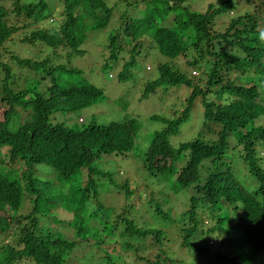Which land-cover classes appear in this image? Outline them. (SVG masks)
<instances>
[{"label": "trees", "instance_id": "trees-1", "mask_svg": "<svg viewBox=\"0 0 264 264\" xmlns=\"http://www.w3.org/2000/svg\"><path fill=\"white\" fill-rule=\"evenodd\" d=\"M187 1L0 0V238L9 236L0 239V264H74L73 252L82 245L81 264H97L91 254L98 264H205L198 254L210 250L198 244L201 236L219 245L214 264H264V0H195L206 1L201 10ZM109 26L105 47L122 42L130 59L118 72L120 81L141 49H156L167 61L143 96L169 85L190 90L184 107L154 133L142 164L157 176L155 158H168L161 175L169 190L176 196L191 189L181 215L168 195L151 192L146 205L115 209L94 202L90 212H80L99 189L117 186L96 159L129 155L139 130L135 118L82 128L66 120L103 94L60 57L85 54L90 36ZM8 41L22 43L26 55L8 51ZM197 102L202 130L172 145L170 136ZM238 163L255 182L253 190L236 179ZM71 180L81 185L72 202ZM120 187L130 198L128 181ZM56 210L70 213L69 220ZM41 217L74 230L44 229Z\"/></svg>", "mask_w": 264, "mask_h": 264}, {"label": "rangeland", "instance_id": "rangeland-1", "mask_svg": "<svg viewBox=\"0 0 264 264\" xmlns=\"http://www.w3.org/2000/svg\"><path fill=\"white\" fill-rule=\"evenodd\" d=\"M185 4L190 6L191 9L201 10L206 5V1H201L198 5L195 0H191L187 1ZM243 7H245V5H243ZM225 18L228 19L229 17L226 16ZM138 28V32L143 30V27ZM112 29L113 26H109L107 29L92 34L90 39L84 44L86 50L85 54L80 56L74 55L68 60L66 59L67 57H60L61 62H64L67 66L80 70L82 77L95 87L99 88L103 94V96H101V98H99L91 107L85 108L71 116H67L68 119L66 120L68 124L70 123L71 126L75 128H82L87 126L90 121L99 124H106L111 121L120 122L124 119L135 118L137 122H139V130L134 145L135 149L130 152L129 155L125 157L111 156L112 158H108V160L105 159L107 158L106 156H103L95 161V165L113 173L112 177L117 186L110 185L109 192L106 189H99L97 198L94 199L92 196L93 200L90 199L91 204L88 205L89 208L86 211L81 210L80 212H90V207H96L95 205L92 206V203L94 202H102V205L107 204L109 207L111 206L115 209H121L130 204L140 206L141 202L146 205V200H148L151 192L159 199L164 195H168L170 199L169 204L174 208V214L176 212V215H181L188 205L191 189L182 190V192L178 193L176 196L169 190L166 181L162 179L163 177L161 175L167 167L168 158H166L167 161L155 158L157 162L155 164L158 172L157 176L152 175L142 164L145 151L152 140L154 133L163 128L164 119L172 118L174 113L184 107L185 100L187 99L190 90L184 86L169 85L159 87L154 92L149 93L145 97L143 96L147 81L154 80L158 76L159 63H165L167 61L156 49L151 51L145 50L147 53L141 49V53H137L136 57L132 58V64L126 71V79L120 81L118 78V72L121 70L122 65L130 59L128 58V55H124L122 52V42L119 43V46H114L111 50L105 47L106 37L112 32ZM49 30L50 32L54 31L53 28H49ZM131 32L133 33L131 35L132 40L137 32L135 28L131 29ZM20 38V35L15 37V39ZM123 45L124 44L122 43V46ZM5 46L8 51H14V53L23 56L27 53V48L23 47L22 43L16 41H8L5 43ZM143 46H145V44H143ZM30 53L34 55L38 53V49L32 48ZM114 54L115 57L113 56ZM178 62H180V60ZM195 71L196 75L194 76L198 78L200 76L199 71ZM15 72L17 71L15 70ZM191 72L193 74V71ZM19 84H23V79L20 78ZM151 116H157L158 118L153 119ZM61 118H64V116L61 115ZM81 119L82 122L79 121ZM13 123L12 127L15 128L17 125L14 120ZM201 126L202 106L197 102L191 111L189 119L179 127L176 134L170 136L171 144L175 145L196 138L198 133L202 130ZM157 145L158 144H155L154 147L156 148ZM164 151H166L165 148L160 151L161 153L158 154L157 157H161L162 154L165 153ZM261 154L264 158V150L261 151ZM152 156L153 154L149 152L148 157ZM240 163H238L239 172L236 175V179L246 190H253L255 182ZM36 174L45 178L51 176L47 172H36ZM191 180H193L192 177ZM103 181L104 184L107 185L109 179L106 178ZM125 181H128L129 190L131 191L130 198L127 199H124V190L120 187ZM80 187L79 180H71L68 185H66V190L71 194L70 201L74 199V195L77 193L76 190ZM139 196H141L142 199H137ZM76 204L77 203H73V205ZM17 213H23V208L21 207L16 214ZM57 213V216L61 220L66 218L67 220L65 221H68V218L71 216L70 213L66 211L64 212L66 214H63L61 210L57 211ZM2 215L8 218L5 213ZM52 216H54V212L51 214V217ZM144 216H146V213H144ZM44 220L45 222H43ZM46 221V218L41 217L40 225L47 230L52 229L53 227L54 229L56 228V231L58 230L61 232H64V229L66 228H70L72 231L74 230L70 224L62 226L57 221H55V223L48 221L54 224L49 225ZM5 237L9 238V236L4 235L0 239H4ZM204 237L205 236H201L200 238H197V242L198 244L208 247L210 251L207 254H198V256L204 259L205 264L218 263L216 254L219 252L217 251L219 245L214 246L212 245L214 243L211 241L207 242V244L204 243L201 240ZM86 249L87 248L82 245L73 252L72 262L74 264H81ZM114 252L115 251H112L111 253ZM91 257L97 259V264L101 262L97 254H91ZM77 259H80V261Z\"/></svg>", "mask_w": 264, "mask_h": 264}, {"label": "clouds", "instance_id": "clouds-1", "mask_svg": "<svg viewBox=\"0 0 264 264\" xmlns=\"http://www.w3.org/2000/svg\"><path fill=\"white\" fill-rule=\"evenodd\" d=\"M193 72H195V73H193V75H196V71H193Z\"/></svg>", "mask_w": 264, "mask_h": 264}, {"label": "built area", "instance_id": "built-area-1", "mask_svg": "<svg viewBox=\"0 0 264 264\" xmlns=\"http://www.w3.org/2000/svg\"><path fill=\"white\" fill-rule=\"evenodd\" d=\"M193 73H195V72H193Z\"/></svg>", "mask_w": 264, "mask_h": 264}]
</instances>
